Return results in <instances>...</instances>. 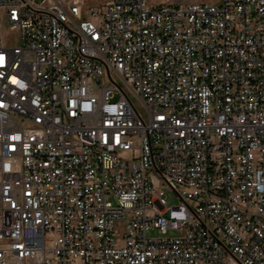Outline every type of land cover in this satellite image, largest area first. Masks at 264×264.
Listing matches in <instances>:
<instances>
[{"label": "built area", "instance_id": "obj_1", "mask_svg": "<svg viewBox=\"0 0 264 264\" xmlns=\"http://www.w3.org/2000/svg\"><path fill=\"white\" fill-rule=\"evenodd\" d=\"M0 264H264V0H0Z\"/></svg>", "mask_w": 264, "mask_h": 264}, {"label": "rangeland", "instance_id": "obj_2", "mask_svg": "<svg viewBox=\"0 0 264 264\" xmlns=\"http://www.w3.org/2000/svg\"><path fill=\"white\" fill-rule=\"evenodd\" d=\"M84 1L88 4L98 5V4H101L104 0H84ZM154 1L156 2L172 1L174 3H189V2L200 1V0H154ZM207 1H210V0H207ZM7 37L11 40H14L15 33L8 32ZM166 196H167L168 205L171 206V205H175L178 203V198L175 195V193H173L172 191H167ZM155 234H156L155 231L151 232V235L154 236Z\"/></svg>", "mask_w": 264, "mask_h": 264}, {"label": "crops", "instance_id": "obj_3", "mask_svg": "<svg viewBox=\"0 0 264 264\" xmlns=\"http://www.w3.org/2000/svg\"><path fill=\"white\" fill-rule=\"evenodd\" d=\"M201 1V0H200ZM203 1V0H202Z\"/></svg>", "mask_w": 264, "mask_h": 264}]
</instances>
